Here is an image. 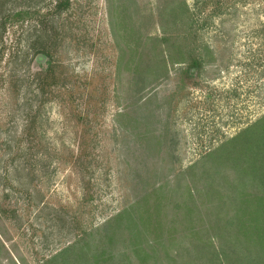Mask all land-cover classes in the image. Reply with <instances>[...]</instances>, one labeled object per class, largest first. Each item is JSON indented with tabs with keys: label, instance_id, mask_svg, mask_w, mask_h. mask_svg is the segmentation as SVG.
I'll return each mask as SVG.
<instances>
[{
	"label": "rangeland",
	"instance_id": "rangeland-1",
	"mask_svg": "<svg viewBox=\"0 0 264 264\" xmlns=\"http://www.w3.org/2000/svg\"><path fill=\"white\" fill-rule=\"evenodd\" d=\"M170 1L68 0L51 13L54 0H0V264H44L155 188L173 228L164 246L186 225L214 234L217 198L193 191L190 213L175 206L201 156L264 114V0H184L188 32L187 19L168 24ZM122 227L115 259L168 264L156 244L142 260L153 232L134 255Z\"/></svg>",
	"mask_w": 264,
	"mask_h": 264
},
{
	"label": "trees",
	"instance_id": "trees-1",
	"mask_svg": "<svg viewBox=\"0 0 264 264\" xmlns=\"http://www.w3.org/2000/svg\"><path fill=\"white\" fill-rule=\"evenodd\" d=\"M67 6L68 0H54L51 13H58ZM22 14L21 11L15 12L11 17ZM168 17V24L173 25L177 19H185L186 24L187 19V32L191 31L193 14L184 0L176 4L169 2ZM48 63L47 61V65ZM199 63L196 56H190L188 66L195 67ZM42 69L46 71L47 67ZM135 72L138 74L140 69H135ZM142 81L137 79L135 85ZM197 167L200 172L191 174L193 189L189 184H184V189L181 187L184 198L181 205L177 204L175 207H182L190 213L195 207L193 191L203 194L207 201L217 198L216 217L214 221L207 218L205 222L209 226L206 229H215L212 236L204 238L191 225H186L183 230L187 231L182 234L185 240L178 241L174 249L169 245L164 246L159 239L166 233V240L170 243L172 238L169 239V236L173 228L162 219V195L155 188L151 192L153 200L150 204L145 194L135 201L133 208L131 204L101 227L89 228L88 232H84L85 239L77 238L43 263L55 264L57 258H70V264H132L126 259L129 254L122 253L120 258L115 259L110 251V245L117 239V231L123 224L122 229H126V236L123 232L120 235L131 245L134 255L143 251L137 248L135 241L142 234L141 231L156 235L155 243L148 242L143 261L153 260L157 255L156 248L159 247L164 256L168 249V264H264V114L203 154ZM191 168L190 166L188 170ZM227 169L231 171L230 178L225 172ZM250 188L252 189L249 190ZM167 198L170 199V195ZM223 206L232 207V214L225 216L226 218H220L218 214ZM204 211L207 212L206 215L211 212L209 208ZM218 225L223 230L222 233L217 230ZM94 230H98V237L90 242L89 238ZM154 244L159 246L155 247Z\"/></svg>",
	"mask_w": 264,
	"mask_h": 264
}]
</instances>
